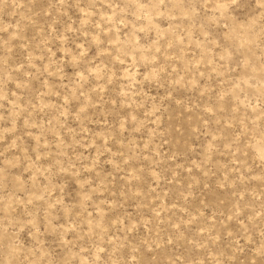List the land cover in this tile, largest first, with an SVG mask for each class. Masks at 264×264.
<instances>
[{"label":"rangeland","instance_id":"374dc122","mask_svg":"<svg viewBox=\"0 0 264 264\" xmlns=\"http://www.w3.org/2000/svg\"><path fill=\"white\" fill-rule=\"evenodd\" d=\"M0 264H264V0H0Z\"/></svg>","mask_w":264,"mask_h":264}]
</instances>
